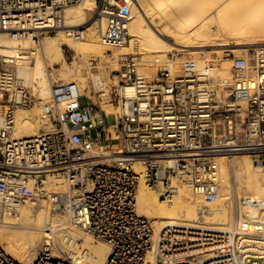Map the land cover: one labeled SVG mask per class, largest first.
Returning a JSON list of instances; mask_svg holds the SVG:
<instances>
[{"label": "built area", "instance_id": "obj_1", "mask_svg": "<svg viewBox=\"0 0 264 264\" xmlns=\"http://www.w3.org/2000/svg\"><path fill=\"white\" fill-rule=\"evenodd\" d=\"M81 1L0 0V34L37 41L57 34L67 28V9ZM92 1L93 18L106 21L102 40L121 46L131 0ZM85 29L71 31L80 40ZM170 58L168 64H157L151 79L140 75V55H122L113 75L117 85L108 95L101 93L99 102L79 94L78 83L55 84L41 115L47 130L17 139L15 112L30 107L33 95L13 68L16 59L0 54V222L19 218L25 205L46 200L53 213L66 214L108 243L106 264H264V249L243 244L246 237L264 232V218H240V205L258 204L252 199L235 193L229 230L169 227L157 233L138 214L142 182L168 202L189 187L207 207L222 190L220 154L245 149L264 168V45L232 58L231 85L214 77L209 64L201 70L186 59L176 70L174 54ZM82 97L89 100L87 106L80 104ZM50 177L64 178L67 190L50 191ZM178 234L188 239L177 240ZM0 264L22 263L0 246ZM33 264H74V258L45 246Z\"/></svg>", "mask_w": 264, "mask_h": 264}, {"label": "bare ground", "instance_id": "obj_2", "mask_svg": "<svg viewBox=\"0 0 264 264\" xmlns=\"http://www.w3.org/2000/svg\"><path fill=\"white\" fill-rule=\"evenodd\" d=\"M131 2L132 15L127 24V36L119 47H112L102 40L101 31L106 27L105 20L85 27L84 38L79 40L73 36L71 29L87 25L96 9L94 1L82 0L67 9V28L59 30L55 36H46L37 41L33 37L16 38L8 33L0 34V54L15 58L17 71L14 70L17 74L26 85L28 83L33 87L38 98L49 99L47 102H50L55 83L49 67L59 63L65 66L61 72L62 84L77 83L81 78L80 66L76 65L75 71L67 68L64 45L72 47L78 56L86 59L94 56L105 58L106 63H112V66L117 65V60L122 55L138 52L144 56H140V75L149 78L156 77L157 64L163 66L172 61L169 52L178 50L184 52L185 56L173 60V68L176 70L186 59L195 61L201 70L209 64L214 77L231 85L232 59L213 60L211 51L204 47L217 48L221 55L222 49L230 46L231 52L240 55L248 51L244 45L264 44V0ZM166 35L174 41L167 39ZM111 49L115 51L109 55L108 51ZM105 80H109V74L103 66L99 74L93 75V81L98 89H105ZM79 94H85L80 85ZM34 108L22 107L16 110L14 138L32 137L39 135L41 129L47 130ZM2 123L3 116H0V124ZM219 160L217 173L222 181V190L213 203L205 207L203 199L195 196L189 187L180 188L172 202L168 203L160 199L159 195L150 193L142 182L138 192V214L147 217L157 233L169 227L199 231L198 233L214 229L229 230L234 221L233 197L236 193L239 199L247 198L258 202L256 205H240L241 219L251 216L263 219L264 168L253 163L248 151L222 153ZM47 185L52 192L66 191L68 188V182L59 177H50ZM40 203L37 206L38 203L27 204L21 209L19 218H7L0 223V246L8 255L22 264H33L41 249L48 245L56 254L60 250L72 255L74 264L107 263L111 253L108 243L96 244L93 236L79 223L71 221L66 214L53 213L46 200ZM201 206L206 208L203 215L199 211ZM256 236L243 240L246 249H264V232ZM79 239L84 241L82 252L78 249ZM176 239L188 238L179 235Z\"/></svg>", "mask_w": 264, "mask_h": 264}, {"label": "rangeland", "instance_id": "obj_3", "mask_svg": "<svg viewBox=\"0 0 264 264\" xmlns=\"http://www.w3.org/2000/svg\"><path fill=\"white\" fill-rule=\"evenodd\" d=\"M76 5V4H75ZM96 21L95 18H92L88 23L87 25H84L82 26V28H85L87 26H92V24H94ZM213 26H216V23H213ZM58 34V33H57ZM57 34H52V35H47V36H55ZM46 37V36H44ZM44 37H42L41 39H43ZM167 39L171 40V41H174L172 38H170L168 35L165 36ZM261 44H258V45H244V47H247V49H252V48H255L257 46H260ZM264 45V44H262ZM233 46V45H232ZM230 46H227L225 49L223 48L222 50V53L221 55H219V53L217 52V48H213V47H204L205 49L211 51V58L214 60H217V59H220V60H227V59H232L233 57H239V56H244L246 55V53L248 52H244L243 54H240V55H237L233 52H231L232 50V47ZM221 49V48H220ZM115 50L111 49L108 51V54L109 55H112L114 53ZM129 54H136V55H139V53L137 52H129ZM174 54L175 58L174 60H177V59H180L182 58L183 56H185V53L182 52V51H178V50H174L173 52H169V57H171L172 55ZM141 57H144L143 54L140 55ZM64 58H65V62L67 64V68L69 70H72V71H75V66L78 65L80 66L81 68V78L78 79V81H76L77 83H79V85L81 86V89L83 90V93H85L86 95H88L89 97H91L94 101H97L99 102L100 100L98 99V96L103 93V92H106L108 95L109 92H111V87L115 86L116 83L114 82L115 80L113 79V75H114V71H116L117 69H119V64H118V60H117V65L115 66H112V63H106L107 59L105 58H98L97 56H94V57H89L88 59L84 58L83 56H78L76 54V51L68 46V45H64ZM81 58V59H80ZM33 59H31L32 61ZM88 60V62H87ZM94 60V62H93ZM91 62V63H90ZM93 62V63H92ZM90 63V64H88ZM87 64V65H86ZM105 67L106 68V71L108 72L109 74V80L106 82V80L104 81V85H105V89H98L95 82L93 81V75L94 74H99L100 73V69L102 67ZM13 68L16 70L17 66L16 64L13 66ZM65 69V66L62 64V63H59V64H56L54 66H51L49 67V71L52 75V78H53V83L57 84V83H61V72L62 70ZM17 71V70H16ZM158 71V70H157ZM152 79V78H151ZM28 87L30 88V91L33 95V104L29 107V108H34L35 112L38 113V116L39 117L38 119L41 121V115L43 113V109H44V106L48 103L47 101L49 100H42L40 98H38V96H36L34 94V90H33V87H31V85H29L27 83ZM88 93V94H87ZM50 98V97H49ZM103 98V97H102ZM52 97L50 98V101H51ZM43 103V104H42ZM46 103V104H44ZM80 104L82 106H87L89 104V100L86 98V97H82L80 99ZM103 108L105 110H107L109 113L110 112H115V109L107 104H102ZM114 119L111 118V121H113ZM42 129H41V133H42ZM241 151H247L245 149H240V150H237V151H234L236 153H239ZM253 163L256 164L253 160ZM257 165V164H256ZM146 189L152 193V194H157L156 192H154L152 189H150L149 187H147L145 185ZM158 195V194H157ZM174 199V198H173ZM43 201V200H42ZM41 202V201H40ZM38 202L37 205H40L41 203ZM172 201H169L168 203H170ZM40 203V204H39ZM48 203V202H47ZM28 206V205H26ZM25 207V206H24ZM23 207V208H24ZM22 208V209H23ZM57 214H63V213H57ZM2 223V222H0ZM94 242L96 244H99V242H104V241H98L96 240L94 237ZM78 249L80 252H82V250L84 249V241L79 239L78 240ZM47 247H50L48 245H46ZM58 254H63V252H61L59 250V253Z\"/></svg>", "mask_w": 264, "mask_h": 264}]
</instances>
